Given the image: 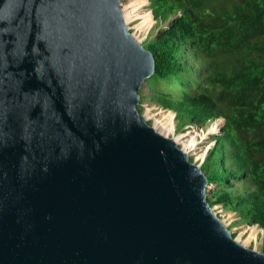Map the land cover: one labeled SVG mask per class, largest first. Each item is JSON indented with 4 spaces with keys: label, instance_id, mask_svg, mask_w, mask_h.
<instances>
[{
    "label": "water",
    "instance_id": "water-1",
    "mask_svg": "<svg viewBox=\"0 0 264 264\" xmlns=\"http://www.w3.org/2000/svg\"><path fill=\"white\" fill-rule=\"evenodd\" d=\"M121 2L0 0V264H264L140 111Z\"/></svg>",
    "mask_w": 264,
    "mask_h": 264
},
{
    "label": "trees",
    "instance_id": "trees-1",
    "mask_svg": "<svg viewBox=\"0 0 264 264\" xmlns=\"http://www.w3.org/2000/svg\"><path fill=\"white\" fill-rule=\"evenodd\" d=\"M149 2L165 26L145 44L156 59L150 99L179 130L225 120L201 165L208 200L264 230V0Z\"/></svg>",
    "mask_w": 264,
    "mask_h": 264
},
{
    "label": "rangeland",
    "instance_id": "rangeland-1",
    "mask_svg": "<svg viewBox=\"0 0 264 264\" xmlns=\"http://www.w3.org/2000/svg\"><path fill=\"white\" fill-rule=\"evenodd\" d=\"M135 1L136 2L138 1L141 4H139V5L135 4L136 3ZM121 3H122V6H125V7L131 6V10L128 11V25H130L129 27L133 30V32H135V31L138 32V34L140 35V37H138V38L144 45L147 43L148 38H150V37L155 38L157 33L160 30L165 28L164 25H159L157 23V20L153 16V13H152L153 10L150 6L149 0H122ZM147 16H149V17H147ZM147 19H150L152 24H151V26L148 27L147 31L144 34H142L136 29V27L143 24L144 22H146ZM148 81L149 80H147L143 84V87L141 88V91H140L142 98H145V100L143 101V104H147L151 108L153 107L154 108L153 113H159V112L162 113L163 112L165 115H168L167 113H169L170 110L163 109L161 106H159L157 103H154L150 99L152 90L149 87ZM141 112L144 113V110L142 109ZM172 123L175 124L177 136H179V137L185 136L186 139H184V140H188L191 137L195 138L196 143H197V149L199 150V155H202L204 153H205V155H207L208 152L214 148L215 138L220 135V130L218 129V127L220 125H222V124L216 122V123L207 124L201 128H197V127H193V126H191V127L186 126V127H183L182 129L179 130L178 124L176 123V117H175V120L172 121ZM150 124L153 125V122ZM215 124L218 126L215 127ZM173 137L174 136L171 135V139H173ZM199 155H195V156H199ZM195 156H189V159L193 161V158ZM211 189H213V188H211ZM217 206H221V205L213 206L214 212H216V214H217L218 210L215 207H217ZM224 212L230 213V211H224ZM236 218H237V222L233 223L230 226L227 225L229 230L234 234L235 239L238 240L246 248H249V249H252V250H255L257 252L262 253L264 230L262 228H260L259 226H255V227H250L252 229L249 231V230H247V227H249V226L238 224L240 222V218H238V215L236 216ZM252 231H255L254 234L256 235L257 240L252 241V242L248 243V245H247L246 242H247ZM260 232H262V233H260Z\"/></svg>",
    "mask_w": 264,
    "mask_h": 264
},
{
    "label": "bare ground",
    "instance_id": "bare-ground-1",
    "mask_svg": "<svg viewBox=\"0 0 264 264\" xmlns=\"http://www.w3.org/2000/svg\"><path fill=\"white\" fill-rule=\"evenodd\" d=\"M136 2V1H135ZM135 4H141L140 2H136ZM123 10H124V16L126 19V23L128 24V11L131 10V6H123ZM132 17V16H131ZM149 17V16H147ZM152 22L150 19H147L146 22H144L143 24L139 25L136 27V29L144 34L148 27L151 26ZM130 26V25H128ZM136 35H139L138 32L135 33ZM135 35V36H136ZM140 36V35H139ZM173 113V112H172ZM172 113H167L168 115H165L163 112L162 113H153L152 111H149L147 114V118L149 121L153 122V126L154 128L160 132L161 134H163L165 137L171 138V135H173V140L176 143H181V145L183 146V151L188 154V151H190L192 148H194L195 146H197L196 140L194 137L189 138L188 140H184L186 139L185 136H177L176 134V127L175 124L172 123L173 118V114ZM171 114V115H170ZM222 124L221 121L217 122ZM218 125L215 124V127H217ZM219 129V127H218ZM204 154H202V156H204ZM255 231H252L246 244L248 245V243L252 242V241H256V235L254 234ZM255 243V242H254Z\"/></svg>",
    "mask_w": 264,
    "mask_h": 264
},
{
    "label": "built area",
    "instance_id": "built-area-1",
    "mask_svg": "<svg viewBox=\"0 0 264 264\" xmlns=\"http://www.w3.org/2000/svg\"><path fill=\"white\" fill-rule=\"evenodd\" d=\"M123 7V6H122ZM130 28V27H129ZM130 30L133 32V30L130 28ZM136 33V31L135 32H133V34H134V36L136 35L135 34ZM136 38H138V37H140L139 35H136L135 36ZM138 40H139V38H138ZM141 108L144 110V115L146 116V118H147V114H148V112L149 111H154V108L152 107H150L149 105H147V104H143L142 103V105H141ZM170 113H172L171 111H170ZM173 116H174V118H173V120H175V114L173 113ZM147 120H148V118H147ZM149 121V120H148ZM149 122H151V121H149ZM216 123V122H215ZM221 129V127L219 126V130ZM179 146H180V148L183 150V146L181 145V143H177ZM184 152V151H183ZM185 153V152H184ZM195 155H199V150L197 149V146H195L194 148H192L190 151H188V154H187V156H195ZM205 157H207V155H204V156H202V155H199V156H195L194 158H193V162L194 163H196V164H198V165H202L203 164V162H204V160H205ZM215 208H217V210H218V212H217V214L220 216V218H221V220L224 222V224L227 226H230V225H232L233 223H235V222H237V218H236V216H237V213H235V212H230V213H225L224 211V208L222 207V206H217V207H215ZM252 228H250V227H247V230H251ZM263 232V231H262ZM262 232H260V233H262Z\"/></svg>",
    "mask_w": 264,
    "mask_h": 264
},
{
    "label": "clouds",
    "instance_id": "clouds-1",
    "mask_svg": "<svg viewBox=\"0 0 264 264\" xmlns=\"http://www.w3.org/2000/svg\"><path fill=\"white\" fill-rule=\"evenodd\" d=\"M171 112H173V111H171ZM175 113V112H174ZM176 117V116H175ZM221 120H222V118H221ZM221 120H218V121H216V122H219V121H221ZM215 123V122H214ZM220 127H221V129H222V125H220ZM220 129V130H221ZM209 153V152H208ZM208 155V154H207ZM193 162V161H192ZM201 167V166H200Z\"/></svg>",
    "mask_w": 264,
    "mask_h": 264
}]
</instances>
